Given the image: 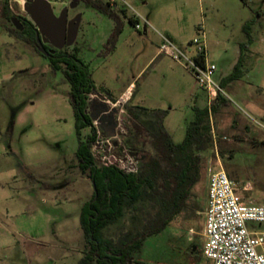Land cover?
Wrapping results in <instances>:
<instances>
[{
  "label": "rangeland",
  "instance_id": "1",
  "mask_svg": "<svg viewBox=\"0 0 264 264\" xmlns=\"http://www.w3.org/2000/svg\"><path fill=\"white\" fill-rule=\"evenodd\" d=\"M50 1L57 15L72 2ZM8 2L13 9L20 6L21 12L14 9L15 14L26 13L18 0ZM6 4L0 0V264H80L88 251L80 213L92 197L93 184L76 158L79 138L70 83L62 70L52 69L48 57L11 34L9 28L17 29L19 22ZM116 4L112 7L118 18L86 0L77 2L69 17L82 14V18L76 41L68 49H79L99 92L116 100L131 90L123 106L127 127L130 105L139 110L143 122L162 124L180 143L196 118L194 107L208 106L207 91L183 61L163 50L164 45L194 54L195 47L189 44L201 37L209 61L217 64L214 80L224 89L226 101L211 114V122L226 157L218 149L207 154L201 180L184 211L160 233L147 237L129 260V264H203L205 258L197 259L188 242L195 238V251L204 244L209 169L222 167L241 198L264 204V131L249 118L264 117V0H117ZM133 17H138L140 29L130 21ZM247 23L250 37L244 28ZM241 44H246L242 77L223 86L240 57ZM90 133L91 128L85 127L82 138ZM155 211L151 202H142L107 227L106 237L115 247L121 246L120 239L135 242L137 231Z\"/></svg>",
  "mask_w": 264,
  "mask_h": 264
},
{
  "label": "trees",
  "instance_id": "2",
  "mask_svg": "<svg viewBox=\"0 0 264 264\" xmlns=\"http://www.w3.org/2000/svg\"><path fill=\"white\" fill-rule=\"evenodd\" d=\"M86 1L118 18L109 2ZM6 5V10L19 21L17 29L9 28L11 34L34 46L39 54L48 57L52 69L62 70L70 83V103L79 138L76 158L81 171L87 174L93 184L92 197L85 202L80 213V224L88 248L80 264L92 261L97 264H129L134 252L142 248L147 237L160 233L184 211L193 195V187L201 180L202 165L207 154L218 149V153L223 158L226 157V150L219 145L221 136L215 137L211 122V113H216L226 100L220 94L210 109L208 106L194 107L196 118L189 123L186 135L180 143L174 142L162 124L151 125L143 122L139 110L128 106L130 125L126 144L139 161L137 172L124 171L111 157L99 162L92 151L96 130L91 112L88 111L94 105V102H89L90 94L99 91L89 65L80 57L77 47L73 50H69L68 46L56 49L46 44L49 53L42 54L37 48L35 24L27 19L26 13L15 14L14 9L21 12L18 4L13 9L7 0ZM130 21L135 24L133 18H130ZM249 26L250 23H247L244 27L248 37ZM245 45H240V57L232 73L223 79V86L242 77ZM105 92L111 95L110 92ZM88 126L91 133L82 138V129ZM146 201L151 202L156 211L143 225L142 230L137 231V240L129 242L120 239L118 243H121V246L115 247L113 240L106 237L104 230L118 223L127 213L137 210L139 205ZM197 251L195 257L198 259L202 255V249Z\"/></svg>",
  "mask_w": 264,
  "mask_h": 264
},
{
  "label": "built area",
  "instance_id": "3",
  "mask_svg": "<svg viewBox=\"0 0 264 264\" xmlns=\"http://www.w3.org/2000/svg\"><path fill=\"white\" fill-rule=\"evenodd\" d=\"M18 1L24 9L26 0ZM107 1L117 7V0ZM133 19L135 27L140 29L138 17ZM144 22L147 23L146 20ZM189 45L195 47L194 54L167 45H164L163 50L169 52L175 60L183 61L191 69L199 85L207 91L210 109L219 95L225 94L224 89L214 80L217 64L208 59L205 39L195 38ZM99 93L101 94L92 93L89 97V102H94V105L88 111L91 114L98 112V117L93 119L96 138L92 151L99 162L111 157L124 171L137 172L139 161L126 144L129 130L123 115V106L129 101L131 91L128 89L116 100L103 92ZM107 117L112 118L114 125L112 135L107 134L103 126ZM249 118L264 131V117ZM105 124L110 126L111 122L106 121ZM204 213L202 254L206 261L203 264H264V204L241 198L235 182L222 167L209 169Z\"/></svg>",
  "mask_w": 264,
  "mask_h": 264
},
{
  "label": "water",
  "instance_id": "4",
  "mask_svg": "<svg viewBox=\"0 0 264 264\" xmlns=\"http://www.w3.org/2000/svg\"><path fill=\"white\" fill-rule=\"evenodd\" d=\"M78 1L74 0L69 7L75 8ZM69 7H64L57 15L50 0H26L24 10L27 19L32 21L37 28V48L42 54L49 53L45 47L46 44L52 45L56 49H63L75 43L82 14H77L74 18L69 19ZM97 117L98 112L91 114L92 119ZM106 121L111 122L110 126H106ZM103 126L107 134H113L114 125L111 117L105 118Z\"/></svg>",
  "mask_w": 264,
  "mask_h": 264
},
{
  "label": "crops",
  "instance_id": "5",
  "mask_svg": "<svg viewBox=\"0 0 264 264\" xmlns=\"http://www.w3.org/2000/svg\"><path fill=\"white\" fill-rule=\"evenodd\" d=\"M131 91V90H130ZM129 107H130V105H129ZM175 142V141H174ZM207 190H208V183H207V188H206V200H205V202H206V204H205V208H206V205H207ZM124 218V217H123ZM204 223H205V218H204ZM204 230V229H203ZM194 242H195V238H193V237H190L189 238V242H188V246L190 247V245H194V250H192L191 251V253H193L194 255H195V250H196V248H195V244H194ZM202 248H203V246H202ZM201 248V249H202ZM202 256H203V254H202Z\"/></svg>",
  "mask_w": 264,
  "mask_h": 264
},
{
  "label": "flooded vegetation",
  "instance_id": "6",
  "mask_svg": "<svg viewBox=\"0 0 264 264\" xmlns=\"http://www.w3.org/2000/svg\"><path fill=\"white\" fill-rule=\"evenodd\" d=\"M73 1H74V0H72V2H73ZM79 1H80V0H79ZM79 1H78V2H79ZM72 2H70V4H71ZM70 4H69V6H70ZM70 9L73 10L74 8H70V7H69V11H68V18H69V19H72V18H74L77 14H74V15H72V16L69 17ZM18 22H19V21H18ZM18 25H19V23H18ZM21 28H22V27H21ZM190 246H191V250H194V245H190Z\"/></svg>",
  "mask_w": 264,
  "mask_h": 264
}]
</instances>
